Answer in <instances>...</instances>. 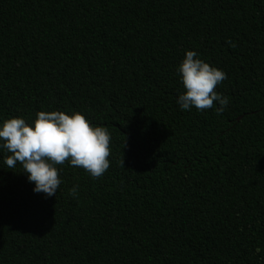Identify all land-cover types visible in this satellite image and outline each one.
I'll list each match as a JSON object with an SVG mask.
<instances>
[{"label": "trees", "instance_id": "1", "mask_svg": "<svg viewBox=\"0 0 264 264\" xmlns=\"http://www.w3.org/2000/svg\"><path fill=\"white\" fill-rule=\"evenodd\" d=\"M187 50L220 114L177 105ZM53 110L106 127L110 166L48 197L0 152V264H264V0H0V121Z\"/></svg>", "mask_w": 264, "mask_h": 264}, {"label": "clouds", "instance_id": "2", "mask_svg": "<svg viewBox=\"0 0 264 264\" xmlns=\"http://www.w3.org/2000/svg\"><path fill=\"white\" fill-rule=\"evenodd\" d=\"M184 91L177 97L180 110L204 111L214 107L220 114L229 105L227 96L215 91L227 74L187 50L176 68ZM111 135L106 127L96 126L82 113L40 111L32 124L23 117L0 121V152L7 153L4 163L9 169L19 164L34 184L33 192L52 197L61 184L58 165L83 168L93 179L109 168ZM123 164V163H122ZM73 187L71 192H76Z\"/></svg>", "mask_w": 264, "mask_h": 264}, {"label": "water", "instance_id": "3", "mask_svg": "<svg viewBox=\"0 0 264 264\" xmlns=\"http://www.w3.org/2000/svg\"><path fill=\"white\" fill-rule=\"evenodd\" d=\"M240 120V119H239Z\"/></svg>", "mask_w": 264, "mask_h": 264}]
</instances>
